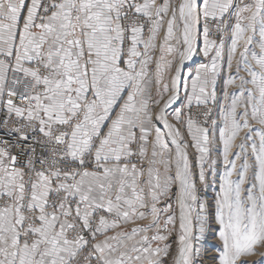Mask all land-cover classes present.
Wrapping results in <instances>:
<instances>
[{"label": "snow or ice", "instance_id": "6c2138e0", "mask_svg": "<svg viewBox=\"0 0 264 264\" xmlns=\"http://www.w3.org/2000/svg\"><path fill=\"white\" fill-rule=\"evenodd\" d=\"M0 264H264V0H0Z\"/></svg>", "mask_w": 264, "mask_h": 264}, {"label": "rangeland", "instance_id": "374dc122", "mask_svg": "<svg viewBox=\"0 0 264 264\" xmlns=\"http://www.w3.org/2000/svg\"><path fill=\"white\" fill-rule=\"evenodd\" d=\"M201 62H204V58L202 56H199V55L195 56L192 61L188 62V68L192 69V68L198 66V64ZM210 243H211V241H210ZM253 259H255V258H253Z\"/></svg>", "mask_w": 264, "mask_h": 264}]
</instances>
